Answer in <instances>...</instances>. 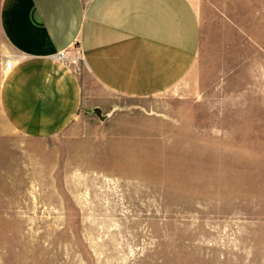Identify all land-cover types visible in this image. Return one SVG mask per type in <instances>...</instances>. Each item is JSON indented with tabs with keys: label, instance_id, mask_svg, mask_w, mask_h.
I'll return each instance as SVG.
<instances>
[{
	"label": "rangeland",
	"instance_id": "rangeland-1",
	"mask_svg": "<svg viewBox=\"0 0 264 264\" xmlns=\"http://www.w3.org/2000/svg\"><path fill=\"white\" fill-rule=\"evenodd\" d=\"M191 2L201 48L172 90L88 82L43 140L0 113V264H264V0Z\"/></svg>",
	"mask_w": 264,
	"mask_h": 264
},
{
	"label": "crops",
	"instance_id": "crops-1",
	"mask_svg": "<svg viewBox=\"0 0 264 264\" xmlns=\"http://www.w3.org/2000/svg\"><path fill=\"white\" fill-rule=\"evenodd\" d=\"M76 43L80 74L55 58ZM200 48L191 0H0V113L20 136L54 138L82 111L88 82L116 96L152 98L190 76Z\"/></svg>",
	"mask_w": 264,
	"mask_h": 264
},
{
	"label": "built area",
	"instance_id": "built-area-1",
	"mask_svg": "<svg viewBox=\"0 0 264 264\" xmlns=\"http://www.w3.org/2000/svg\"><path fill=\"white\" fill-rule=\"evenodd\" d=\"M55 58L66 68L72 70L74 74H80L82 67L85 64L83 51L79 43H76L71 48L60 52ZM13 64L14 61L12 59L7 60L4 66L5 70H11L13 68Z\"/></svg>",
	"mask_w": 264,
	"mask_h": 264
},
{
	"label": "water",
	"instance_id": "water-1",
	"mask_svg": "<svg viewBox=\"0 0 264 264\" xmlns=\"http://www.w3.org/2000/svg\"><path fill=\"white\" fill-rule=\"evenodd\" d=\"M95 113H97V114H98V112H95Z\"/></svg>",
	"mask_w": 264,
	"mask_h": 264
}]
</instances>
